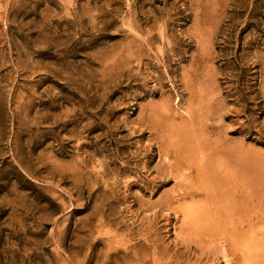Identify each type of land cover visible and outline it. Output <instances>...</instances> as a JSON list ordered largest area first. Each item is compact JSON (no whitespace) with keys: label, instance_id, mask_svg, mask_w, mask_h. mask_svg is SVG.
I'll use <instances>...</instances> for the list:
<instances>
[{"label":"rangeland","instance_id":"obj_1","mask_svg":"<svg viewBox=\"0 0 264 264\" xmlns=\"http://www.w3.org/2000/svg\"><path fill=\"white\" fill-rule=\"evenodd\" d=\"M210 167L264 202V0H0V264H264Z\"/></svg>","mask_w":264,"mask_h":264},{"label":"bare ground","instance_id":"obj_2","mask_svg":"<svg viewBox=\"0 0 264 264\" xmlns=\"http://www.w3.org/2000/svg\"><path fill=\"white\" fill-rule=\"evenodd\" d=\"M204 128V127H203ZM194 143V142H193ZM193 145V144H192ZM193 146H195V145H193ZM200 146V145H199ZM200 148V147H199ZM219 156V155H218ZM204 157V156H203ZM192 158V157H191ZM185 159V158H184ZM193 159V158H192ZM192 159H189L188 160V158H187V160L185 159L184 160V164H185V166H187V167H189L190 168V166H195V164H196V162H194ZM213 161V160H212ZM187 162V163H186ZM203 162V161H202ZM188 163H190V165L188 164ZM204 163H206V162H204ZM209 163H207V165H208ZM218 164V163H217ZM197 165H198V163H197ZM197 165H196V169H197ZM210 165V164H209ZM212 165V164H211ZM223 165V164H222ZM199 166V165H198ZM218 166V165H217ZM204 166H202V168H203ZM199 170H201L202 168L199 166ZM213 169V167H210V169ZM212 169H211V171H207L205 168H204V170L205 171H203V172H205V173H207V174H203V173H201L200 174V172H199V177L197 178V179H195L194 181H193V183H195V182H197V184L199 183V184H205V182H207V180H209L210 182H214V183H212L213 185H211V184H207V185H205L206 186V188L205 189H207V188H209V189H207V190H212L213 192H211V191H206V193L204 194L205 195V198L207 199V201L208 202H210V204H212V205H210L209 206V204H208V208L207 207H204L205 208V210H204V208H203V211H202V215H200V216H210V218L212 219V221L213 222H215V224H219V226L218 227H222L223 228V230H222V232H224V230H225V232H226V234L225 233H223L225 236H223L224 238H225V240L227 241V243H225L224 244V246L220 249V251L222 252V254L224 255V256H226L227 254H229L230 252V247H233L234 249H238V250H242L241 252L244 254V252L246 251L247 253H249V254H252L253 252H254V250H253V246H255L256 244H255V242H257L258 240H262L263 242H264V238H261V237H259L258 235H259V233H260V231L262 230V229H251V230H248L247 228H246V226H253V225H255L256 223H258L259 221H262L263 223H264V216L262 217V218H260L259 217V214L260 213H264V202H262L261 200H260V198L259 199H255V197L253 196V191L252 190H250L251 189V187H250V191L249 192H247V190L245 191V189L243 188V187H245V186H243V187H240V189L238 188H236V190H235V192H232V194L230 195V201H228L229 203H227V202H222L221 201V197H222V195H223V193H224V195H226L227 196V194H225V192H222V193H219L220 191H222V189L221 188H217V187H220V186H223L224 184H226V183H231L232 182V180H230L231 179V177L228 175H226L224 172H216L215 173V171H214V173L212 172ZM198 172V171H197ZM202 172V171H201ZM235 173V175H236V171L234 172ZM198 174V173H197ZM231 174V173H230ZM233 175V174H232ZM233 177V176H232ZM237 177V176H236ZM234 178V181L237 179V178ZM239 179V178H238ZM240 180V179H239ZM242 180H243V178H242ZM238 181V180H237ZM192 183V184H193ZM209 183V182H208ZM240 183V182H239ZM241 183H242V181H241ZM241 183H240V185H241ZM248 183V182H247ZM198 184V185H199ZM243 184V183H242ZM245 184V183H244ZM217 186V187H215V186ZM234 185H236V184H234ZM239 185V184H238ZM200 186V185H199ZM228 186V185H227ZM250 186V185H249ZM230 187H231V185H230ZM239 187V186H238ZM202 188V187H201ZM220 189V191L218 192V190L216 191V192H214V190L215 189ZM225 188V187H224ZM224 188H223V191H224ZM205 189H204V191H205ZM227 189H229V188H227ZM235 189V188H234ZM246 189H248V188H246ZM226 190V189H225ZM226 192H227V190H226ZM245 192H247L248 194H249V196L247 197V199H245L246 200V203L244 204L243 203V196H241V197H239L240 195H245L244 193ZM183 193V192H182ZM202 193V190H201V192L199 191V190H196L195 189V191H188V192H186V195L187 196H195V195H198V194H201ZM237 195H239V196H237ZM229 196V195H228ZM227 196V197H228ZM246 196V195H245ZM225 197V196H224ZM229 198H227V200L229 199ZM174 200H176V199H174ZM203 200V199H202ZM225 200V199H224ZM226 200V201H227ZM205 203H206V200L204 201ZM171 205V204H170ZM171 208H173V207H171ZM207 208V209H206ZM177 209V208H176ZM201 209V208H200ZM174 210V209H173ZM183 210H184V207H183ZM193 210H195V209H193ZM243 210L244 211H248V212H251L250 214H249V216L248 217H246V218H242V217H240L241 216V213L243 212ZM174 211H176V210H174ZM178 211V210H177ZM199 211L200 210H198L197 212L199 213ZM200 211V212H201ZM182 212V211H181ZM180 211H178V213H181ZM177 213V212H176ZM197 214V213H196ZM235 214H237L238 215V217L236 218L237 220L236 221H233L231 218V216L233 215V217H235L236 215ZM179 216V215H178ZM196 216H194V218H195ZM189 218H191V217H189ZM209 218V219H210ZM192 219H193V217H192ZM188 220V219H187ZM186 220V221H187ZM196 220H197V218H196ZM195 220V221H196ZM208 222V221H207ZM205 225V224H204ZM144 226V225H143ZM191 226H192V224H191ZM212 226V225H211ZM205 227V226H204ZM214 227H216V226H214ZM184 228V227H183ZM195 228V227H194ZM217 228V227H216ZM204 229V228H203ZM211 229V228H210ZM196 230V229H195ZM218 230H219V228H218ZM215 231V230H214ZM263 231V230H262ZM263 233H264V231H263ZM217 234V233H216ZM250 235L249 237V239H250V241L249 242H247V243H244L243 241H242V239L246 236V235ZM145 237V236H144ZM263 237V236H262ZM188 240V239H187ZM243 240H245V239H243ZM261 241V242H262ZM221 242V241H220ZM164 245V244H163ZM167 245V244H166ZM228 245H229V247H228ZM243 249H244V252H243ZM257 250V249H256ZM209 251V250H208ZM231 252H232V250H231ZM235 253V252H234ZM263 253V252H262ZM262 253H255V254H258V255H260V254H262ZM232 254V253H231ZM234 255V254H233ZM245 255V254H244ZM263 255H264V253H263ZM170 257V256H169ZM139 258H141V256H139ZM138 258V259H139ZM168 258V257H167ZM161 257H158V256H152V258H151V262H149L147 259H145L144 260V262L142 263V264H167L166 263V261H165V263H162V261H161ZM171 259V258H170ZM243 259H244V257H243ZM198 260V259H197ZM202 260V259H201ZM238 260V259H237ZM229 261V260H228ZM245 261H247V263H249V261L245 258ZM198 262V261H197ZM239 262V261H238ZM257 263L258 261H254V263ZM229 263H230V261H229Z\"/></svg>","mask_w":264,"mask_h":264}]
</instances>
